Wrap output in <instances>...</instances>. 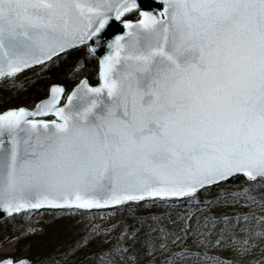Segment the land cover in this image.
Returning a JSON list of instances; mask_svg holds the SVG:
<instances>
[{"label": "snow or ice", "instance_id": "6c2138e0", "mask_svg": "<svg viewBox=\"0 0 264 264\" xmlns=\"http://www.w3.org/2000/svg\"><path fill=\"white\" fill-rule=\"evenodd\" d=\"M137 6L0 0V78L95 39L94 51L110 16ZM162 7L123 20L97 85L81 79L61 104L65 88L53 83L33 109L0 111V208L167 204L242 174L237 191L202 202L206 215L192 209L177 217L182 226H161L159 246L164 264H224L223 251L252 259L258 245L264 253V0Z\"/></svg>", "mask_w": 264, "mask_h": 264}, {"label": "trees", "instance_id": "16d2710c", "mask_svg": "<svg viewBox=\"0 0 264 264\" xmlns=\"http://www.w3.org/2000/svg\"><path fill=\"white\" fill-rule=\"evenodd\" d=\"M136 15L137 13L133 12L129 14L128 18L134 19ZM85 66L91 70L89 76L87 75L89 82L91 84L95 83L97 79V74L93 73L97 70L95 60H90ZM51 71V73H48V71L42 72L43 75H39L30 84L24 81L25 83L17 88L0 86V94L5 95V98L0 100V111L10 107H32L38 99L46 96L51 83H60L66 89H70L75 84V71L72 66L62 74L59 67L52 68ZM57 73L61 75H57ZM64 73L67 76H64ZM244 181L246 180L238 178L228 182L227 186L234 185L238 188L242 186ZM215 189L210 188L199 192L198 198H190L178 203L167 202L166 205L170 207V210L164 214V219H159V223H157V220L161 215L152 216L145 212L138 215L137 212L133 217H129V220L125 215L124 220L121 221L122 227L115 233L113 239L109 240L111 234L106 231L91 240L85 248L76 250H74V246L85 232L83 230L85 213L76 210L46 212V216H49V218L42 225L43 233L19 239L15 252L9 255L15 258L22 249H25V256L30 259L32 264H98L101 255L107 256L109 260L108 253L111 248L115 250L113 255L119 254L121 256L123 263L119 262L118 264H130L127 261H133L132 264H150L152 258L147 256L148 249L153 247V251H158L159 241L162 239L159 228L165 226L169 230H174V228L182 226L177 217L192 209H202L199 214L206 215L207 209L202 202L211 203V197L217 194ZM156 202L157 204L162 203L160 201ZM131 205H134L135 208L140 206L137 203L129 204V206ZM212 210L221 211L222 209L213 204ZM18 217L14 216L13 218L20 220ZM170 220L176 221V223L173 225L169 223ZM70 253L71 255H69ZM223 258L224 264H243L242 260L237 257L230 258L227 253H223ZM153 260L158 261L152 262V264H164L162 258ZM255 264H264V260L255 261Z\"/></svg>", "mask_w": 264, "mask_h": 264}, {"label": "rangeland", "instance_id": "374dc122", "mask_svg": "<svg viewBox=\"0 0 264 264\" xmlns=\"http://www.w3.org/2000/svg\"><path fill=\"white\" fill-rule=\"evenodd\" d=\"M80 52H85L87 54V51L81 50ZM79 51L71 52L69 55L64 56L63 58L59 59L58 61H55L52 64V67L49 69H44L45 67H41L38 69L31 70L29 72H26L24 74L18 75L16 77H6L3 81L0 82V86H7V87H18L21 86V84L25 83L30 84L35 78H37L42 72L48 71V73H51L52 68L59 67L61 69L60 73L62 74L64 71H67V69L74 65L76 60L81 56L78 54ZM91 70H89L87 67H84L83 70L80 72H77L75 74V81L79 80L82 77L89 76ZM60 73H57V75H61ZM94 74H96V71H93ZM64 73V76H67V74ZM48 81V80H47ZM2 98H5L4 94H0V100ZM3 102V101H1ZM216 188V187H215ZM221 189H227L229 191H237L238 188H236L234 185L227 186V184L220 185L215 189V193H217L215 196L220 194ZM260 191H264V189H260ZM129 206V205H128ZM170 210V207L164 203H158L149 201L145 204L140 203V206L134 207V205H131L129 207L124 206L121 208H117L114 210L109 211H101V212H95V213H85L84 218V224H83V230L84 235L77 241L76 245L74 246V250L76 249H83L86 247V245L91 241L97 238L99 235L103 234L104 232H108V234H111L109 237V240L114 238L115 233L121 229V221L124 220L125 215L127 216V219L129 217H133L134 215H142L144 212L149 213L152 216H159L161 214H166ZM173 210V208H172ZM142 213V214H141ZM46 212H40V213H25L22 215H19L18 219L15 220L13 217H8L4 219L2 222H0V260L3 259L5 256H10L9 254H12L15 252L16 244L19 239H23L26 237H32L36 235H40L43 233L42 225L46 223V219L49 218V216H46ZM151 219V218H150ZM129 220V219H128ZM6 231V233H5ZM264 243V242H261ZM223 251V250H221ZM223 253H227L228 257L233 258V254L228 251H223ZM26 251L25 249H22L19 254L15 257V259L26 257ZM71 255V253L69 254ZM164 255V249L159 246L158 251H153V247L148 249V254L150 258V264L152 262H157L158 260H153L155 258H162ZM117 259V264L121 261V256L119 254L114 255ZM238 259L242 260L243 264H252V260L258 261L264 260V253L261 252L259 245L257 246V249L251 253L252 259H250L248 256H236ZM235 257V258H236ZM230 262V261H228ZM98 264H109V260L107 256H100L98 259ZM126 263V262H124ZM127 263L132 264L133 261H127ZM232 264V263H231Z\"/></svg>", "mask_w": 264, "mask_h": 264}, {"label": "water", "instance_id": "95a60500", "mask_svg": "<svg viewBox=\"0 0 264 264\" xmlns=\"http://www.w3.org/2000/svg\"><path fill=\"white\" fill-rule=\"evenodd\" d=\"M137 3H138V6L137 8L131 10V11H134L136 9H138V12H139V20L142 18L141 17V12L142 11H150V12H154L156 13L157 15H160L162 14L163 12V7H162V0H137ZM129 11V12H131ZM129 12L127 13H124L122 18L128 14ZM121 18V19H122ZM121 19H116L114 14L112 16H110L109 18V21L106 23L104 29L102 30V32L100 33V36L102 37V40L100 41L99 45L96 46L94 48V51H91L90 48L92 47V45H95L96 44V41L95 39L91 42V44L89 43H85V44H88V48L90 50V52L97 58L98 60V73H99V60L102 56L106 55L107 52H108V42L113 40L114 37L116 35H122L124 32L127 31V29L124 27V24H123V20L121 21ZM137 20V21H139ZM133 21V20H132ZM137 21H133V22H137ZM79 47V45L75 46L74 48H77ZM74 48H70V49H67V50H71V49H74ZM66 50V51H67ZM62 53L58 54V55H61ZM56 57V56H55ZM54 58V57H52ZM51 58V59H52ZM46 63V62H44ZM43 63V64H44ZM41 64H37V65H33L31 66L30 68L28 69H25L23 70L21 73L29 70V69H32V68H35V67H38L40 66ZM83 60L82 58L78 61V63L76 64L75 66V69L76 70H80L83 68ZM20 74V73H18ZM17 75V74H16ZM1 79V78H0ZM81 79H85L84 78H81ZM80 79V80H81ZM87 79V78H86ZM99 75H98V82H99ZM79 80V81H80ZM98 84V83H97ZM95 84V85H97ZM60 85V84H59ZM91 85V84H90ZM95 85H92V86H95ZM63 86V85H61ZM64 87V86H63ZM75 87V86H74ZM73 87V88H74ZM73 88L71 89V91L73 90ZM71 91L67 94L69 95L71 93ZM65 93V91H64ZM64 93L62 94V99H61V102L63 100V96H64ZM49 95V90H48V94L47 96ZM66 95V96H67ZM67 102V98L64 99L63 103H66ZM62 103V104H63ZM35 107V106H34ZM33 107V108H34ZM32 108V109H33ZM47 119H53L54 116H48L46 117ZM238 176H244L242 174H237V175H234L233 177H230L227 181L233 179V178H236ZM245 177V176H244ZM246 178V177H245ZM222 183V182H221ZM183 199H187V198H170L169 201H176V200H183ZM147 201V200H145ZM140 202H144V201H140ZM129 202H124L122 203L121 205H117V206H110V207H105V208H92V209H80L76 206H51V205H43L41 208L39 209H29V210H37V211H42V210H54V211H60V210H67V209H77V210H80V211H87V212H92V211H105V210H111V209H116V208H119V207H122L124 206L125 204H127ZM29 210H22L21 212L23 211H29ZM20 213V212H19ZM13 214H17V213H7L4 209L0 208V221L4 218H7ZM11 260L12 261V264H31L30 260L28 258H20V259H17V260H14L11 256H6L5 258H3L2 260H0V264H6L7 261Z\"/></svg>", "mask_w": 264, "mask_h": 264}, {"label": "flooded vegetation", "instance_id": "af4514ba", "mask_svg": "<svg viewBox=\"0 0 264 264\" xmlns=\"http://www.w3.org/2000/svg\"><path fill=\"white\" fill-rule=\"evenodd\" d=\"M70 53H71V51H70ZM78 54L81 55L80 57L84 58L85 64H87L88 62H90V60H92V59L95 60L94 57H92L90 54H87L86 56L84 55L83 52L78 53Z\"/></svg>", "mask_w": 264, "mask_h": 264}]
</instances>
